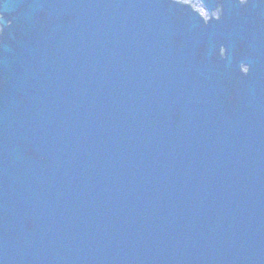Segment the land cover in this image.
<instances>
[{
	"label": "water",
	"instance_id": "water-1",
	"mask_svg": "<svg viewBox=\"0 0 264 264\" xmlns=\"http://www.w3.org/2000/svg\"><path fill=\"white\" fill-rule=\"evenodd\" d=\"M200 1L0 0V264H264V0Z\"/></svg>",
	"mask_w": 264,
	"mask_h": 264
}]
</instances>
